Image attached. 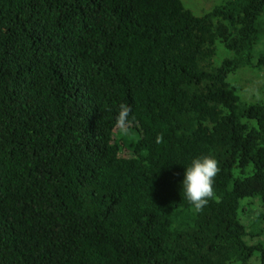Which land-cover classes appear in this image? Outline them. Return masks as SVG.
Segmentation results:
<instances>
[{
	"label": "trees",
	"instance_id": "trees-1",
	"mask_svg": "<svg viewBox=\"0 0 264 264\" xmlns=\"http://www.w3.org/2000/svg\"><path fill=\"white\" fill-rule=\"evenodd\" d=\"M205 4L0 0V264H264V0Z\"/></svg>",
	"mask_w": 264,
	"mask_h": 264
},
{
	"label": "clouds",
	"instance_id": "clouds-1",
	"mask_svg": "<svg viewBox=\"0 0 264 264\" xmlns=\"http://www.w3.org/2000/svg\"><path fill=\"white\" fill-rule=\"evenodd\" d=\"M131 107L127 104H120L116 116L117 124L123 126L131 114ZM159 142V137L157 138ZM219 172L218 162L211 156L196 157L191 160L190 165L185 166L184 176L181 181V190L184 198L197 213L214 196V178Z\"/></svg>",
	"mask_w": 264,
	"mask_h": 264
},
{
	"label": "rangeland",
	"instance_id": "rangeland-1",
	"mask_svg": "<svg viewBox=\"0 0 264 264\" xmlns=\"http://www.w3.org/2000/svg\"><path fill=\"white\" fill-rule=\"evenodd\" d=\"M206 1V0H203ZM222 0H207V4L204 5V7L206 5H208V3L212 2L214 4L220 3ZM242 84H244L249 90H255L258 89L260 87H264V73H262L259 76H255V75H245L244 78L241 79ZM260 208L257 205H249L246 209L245 212L241 215L242 220L249 225L257 216V214L259 213Z\"/></svg>",
	"mask_w": 264,
	"mask_h": 264
}]
</instances>
